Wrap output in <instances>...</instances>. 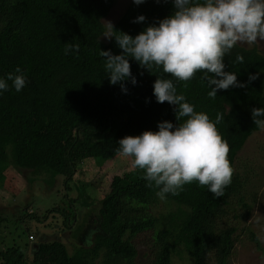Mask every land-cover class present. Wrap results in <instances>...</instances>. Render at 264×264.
Listing matches in <instances>:
<instances>
[{
    "label": "trees",
    "instance_id": "obj_1",
    "mask_svg": "<svg viewBox=\"0 0 264 264\" xmlns=\"http://www.w3.org/2000/svg\"><path fill=\"white\" fill-rule=\"evenodd\" d=\"M115 0H0V79L15 73L19 67L26 85L16 92L12 81L0 92V162H11L16 170L49 177L73 179L83 162H102L117 155L118 141L139 136L144 131H158L157 124L176 120V106L159 104L153 95L157 78L172 79L162 69L141 67L128 58L132 76L121 85H111L100 51L122 54L114 38L103 43L101 20ZM202 3L203 0H197ZM172 0H145L135 5L130 0L113 25L114 32L133 38L149 26L174 13ZM144 16L141 23H134ZM79 44L78 51H69ZM237 55L243 63H236ZM225 72H233L246 87L218 90L215 99L203 73L187 82L173 80L177 94L207 114L213 122L217 113L223 120L217 124L227 141L228 159L235 170L238 152L260 129L252 121V109L264 108V56L255 48L239 45L224 58ZM255 76L254 80H249ZM103 163V162H102ZM132 181L116 180L96 208L84 219L80 243L69 253L61 236L69 238V217L61 234L37 241L31 249L16 245L0 248V264H227L236 242V227L223 225L233 198L239 197L247 184L244 174L236 170L225 195L215 198L206 187L195 182L185 185L177 196L165 200L148 187L140 170ZM238 201L247 219L251 205ZM163 202L164 213H154ZM28 207V204L27 206ZM4 214L7 209H0ZM2 214V215H3ZM30 215V214H28ZM240 217L238 215L234 216ZM75 215H73V219ZM6 219L0 216V223ZM79 227L77 221L73 227ZM149 233L141 242L144 253L137 250V237ZM93 236L89 247L83 246ZM33 237L31 241L36 239ZM252 241L259 244L251 233ZM1 245V244H0Z\"/></svg>",
    "mask_w": 264,
    "mask_h": 264
},
{
    "label": "clouds",
    "instance_id": "obj_2",
    "mask_svg": "<svg viewBox=\"0 0 264 264\" xmlns=\"http://www.w3.org/2000/svg\"><path fill=\"white\" fill-rule=\"evenodd\" d=\"M145 0H132L135 5ZM159 2V0H157ZM167 2V0H165ZM174 13L149 26L134 38L126 33L114 32L111 22H104L108 29L105 38H114L122 54L100 51L111 85L127 79L135 85L128 58L147 69H162L172 79L157 78L153 84L156 102L176 106V120L187 118L181 124L164 121L157 124L158 131H144L139 136H126L118 141L117 155L131 158L133 169L143 173L148 187L155 186L156 195L165 200L168 194L177 196L185 185L194 182L206 187L215 197L225 195L230 186L234 168L228 159L230 147L221 136L217 124L223 116L217 113L215 122L177 94L173 80L187 82L197 73L210 88L208 96L215 99L218 90L246 87L233 72H225L224 58L238 44L254 45L264 40V0H172ZM139 16L134 23H141ZM79 44H70L69 51H78ZM237 55L236 63H243ZM250 76L249 80H254ZM8 81L20 92L26 78L17 67L6 79H0V92L7 91ZM252 121L264 130V108H253ZM30 237V236H29ZM29 239V238H28ZM31 240L29 239L28 242ZM87 243V241H86Z\"/></svg>",
    "mask_w": 264,
    "mask_h": 264
},
{
    "label": "rangeland",
    "instance_id": "obj_3",
    "mask_svg": "<svg viewBox=\"0 0 264 264\" xmlns=\"http://www.w3.org/2000/svg\"><path fill=\"white\" fill-rule=\"evenodd\" d=\"M129 2L115 0L107 16L101 20L103 35L100 40L103 43L109 39L105 38L108 29L104 22L114 25ZM238 45L247 49L255 48L264 56V40H258L254 45ZM262 75L264 86V73ZM102 162L86 160L79 165L71 180L58 175L49 177L41 173L19 171L11 167L9 161L0 162V209H7L4 214L0 211V216L6 219V222L0 223V248L11 244L28 251L31 249L29 246L33 248L37 241L49 239L56 233L61 234L59 229L69 226L65 223L69 217L72 228L67 232L70 235L69 238L61 236V242L70 254L76 251L80 237L84 234V219H88L103 195L109 192L116 180L132 181L136 177L131 158L115 155ZM235 170L247 178L248 182L239 197L251 205V213L245 220L241 217L244 210L238 201L239 197H236L222 219L223 225L237 229L236 242L227 264H264V130L254 133L238 152ZM165 208L166 204L160 202L153 212L164 213ZM235 215L240 217L235 218ZM75 220L79 225L77 228L73 227ZM251 233L259 244L252 241ZM28 234H32L36 242H28ZM93 236L82 245L89 247ZM149 237V233L137 237L139 252L144 253L146 248L141 242H147ZM173 264H180L179 259L173 260Z\"/></svg>",
    "mask_w": 264,
    "mask_h": 264
},
{
    "label": "built area",
    "instance_id": "obj_4",
    "mask_svg": "<svg viewBox=\"0 0 264 264\" xmlns=\"http://www.w3.org/2000/svg\"><path fill=\"white\" fill-rule=\"evenodd\" d=\"M29 239H30V240H32V239H33V237H31V236H30V237H29Z\"/></svg>",
    "mask_w": 264,
    "mask_h": 264
},
{
    "label": "flooded vegetation",
    "instance_id": "obj_5",
    "mask_svg": "<svg viewBox=\"0 0 264 264\" xmlns=\"http://www.w3.org/2000/svg\"><path fill=\"white\" fill-rule=\"evenodd\" d=\"M29 248H31V247L29 246Z\"/></svg>",
    "mask_w": 264,
    "mask_h": 264
},
{
    "label": "water",
    "instance_id": "obj_6",
    "mask_svg": "<svg viewBox=\"0 0 264 264\" xmlns=\"http://www.w3.org/2000/svg\"><path fill=\"white\" fill-rule=\"evenodd\" d=\"M35 245V244H34Z\"/></svg>",
    "mask_w": 264,
    "mask_h": 264
}]
</instances>
